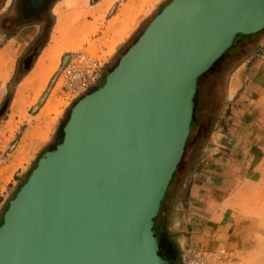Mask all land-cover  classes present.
Returning a JSON list of instances; mask_svg holds the SVG:
<instances>
[{"label": "water", "instance_id": "95a60500", "mask_svg": "<svg viewBox=\"0 0 264 264\" xmlns=\"http://www.w3.org/2000/svg\"><path fill=\"white\" fill-rule=\"evenodd\" d=\"M263 29L264 0L167 4L70 109L62 142L8 203L0 264H166L154 219L184 152L197 81L237 35Z\"/></svg>", "mask_w": 264, "mask_h": 264}, {"label": "rangeland", "instance_id": "374dc122", "mask_svg": "<svg viewBox=\"0 0 264 264\" xmlns=\"http://www.w3.org/2000/svg\"><path fill=\"white\" fill-rule=\"evenodd\" d=\"M171 1L162 0L144 20L129 43L112 60L107 59L110 49L103 50L106 46L104 40L89 42L83 38L84 41L81 39L80 48L75 51H61L57 48L51 58L50 74L36 78L33 68L42 53L48 51L47 47L51 45L50 38L58 15H69L76 10L66 11L65 6L57 8V1H55L48 11L47 20L43 25L34 26L32 23L25 25L19 21L13 28H8L5 21L18 15L16 0H0V53L2 51L9 53V77L5 83L0 84V224L8 203L35 168L37 161L58 143L64 121L70 109L77 102L69 105L60 99V95L57 93L58 88L52 90L53 80L61 68L63 59L77 51H85L94 58L105 62L101 76L103 79L104 73L107 75V72L116 64L117 59L131 46L149 21ZM23 26L26 28H22ZM244 39L245 44H242L240 48H237V44L231 46L229 51L223 54L199 78L197 83L195 103L197 104V99L201 96L203 118L200 132L195 135L197 130L195 104V114L186 146H189V142L194 138L198 144L194 149L195 153L188 158L185 149L180 167L176 172V176L183 178L184 187L179 186L175 189L174 200L172 199L170 207L172 215L169 213L170 217L167 219L163 216V212L165 210L166 216V210L171 201L169 197L174 194L173 181L163 199L156 223L164 217L165 230H157L156 227L154 229L156 236L162 242L166 240L167 235L173 244L174 254L172 256L164 251L162 253L165 259L170 258L171 263L175 258L176 264H181L183 251L190 248L179 246L178 237L173 234V223L179 222L178 226H180V222H182L180 219L188 207L185 203L187 202L189 183L193 181L195 174L206 167L207 148L212 145L211 142L214 138L219 143H217L218 145L224 142L226 146L230 140H232V144L238 142V129H235L237 126L232 125L235 123L232 114L235 105L230 103L229 84L241 64L248 60L251 63L254 60L252 58L264 49L262 46L264 29L259 33L246 36ZM247 69L244 72L245 75ZM27 80L29 85L19 92L21 83ZM17 82H19L18 85ZM262 139L257 150L258 155L250 170L242 174L236 170L234 176L228 177L230 189L227 190L229 198L227 204L239 221V226H247L251 231L248 247L242 252L233 253L237 264H264V137ZM217 147L219 149V146ZM220 155L218 153L215 157ZM186 170L189 171L185 173ZM175 215H180L181 218L178 217L174 221ZM178 226H175V229L179 228ZM176 242L178 246H176Z\"/></svg>", "mask_w": 264, "mask_h": 264}, {"label": "crops", "instance_id": "0c3cea01", "mask_svg": "<svg viewBox=\"0 0 264 264\" xmlns=\"http://www.w3.org/2000/svg\"><path fill=\"white\" fill-rule=\"evenodd\" d=\"M60 2L62 3L58 5ZM161 2L162 0H58L57 8L65 6L66 11H76L62 16L57 13L59 15L50 38L51 45L47 49L54 47L57 50L59 47L61 51L69 52L79 49L83 38L89 42L104 40L106 46L103 50L110 49L107 59L112 60ZM245 37L234 43L237 48L245 44ZM262 46L264 48V40ZM252 59L254 60L251 63L248 60L241 64L229 84L230 103L235 105L232 109L235 123L232 125L237 126L235 129H238V142L232 144L230 140L226 146L224 142L218 145L214 138L212 145L207 148L206 167L195 174L193 181L189 183L185 203L188 207L180 219V226L179 222H174L180 215H175L173 221V234L178 237L180 247L196 249L223 246L228 251L237 253L244 251L249 245L251 231L247 226H239V221L227 204V190L230 189L229 176H234L236 170L242 174L253 166L259 143L264 137V49ZM246 68L248 69L245 75ZM236 75L237 80L232 85ZM236 85L232 92L231 87ZM200 98L201 96L198 97L197 104L195 103V135L200 132L203 118V104ZM197 144L196 138L191 139L189 146H186L187 158L195 153ZM218 153L221 155L215 157ZM189 167L188 165L187 168ZM182 179L181 176L175 175L172 180L175 185L174 194L169 197L171 201L166 216L165 210L163 212L165 219L172 215L170 207L175 189L184 187ZM164 217L155 223L157 230H165ZM175 226L179 228L175 229Z\"/></svg>", "mask_w": 264, "mask_h": 264}, {"label": "built area", "instance_id": "2783aa9c", "mask_svg": "<svg viewBox=\"0 0 264 264\" xmlns=\"http://www.w3.org/2000/svg\"><path fill=\"white\" fill-rule=\"evenodd\" d=\"M105 62L85 51H77L63 60L53 80L60 99L73 104L91 93L99 83ZM181 264H237L234 254L223 246L187 248L181 255Z\"/></svg>", "mask_w": 264, "mask_h": 264}, {"label": "flooded vegetation", "instance_id": "af4514ba", "mask_svg": "<svg viewBox=\"0 0 264 264\" xmlns=\"http://www.w3.org/2000/svg\"><path fill=\"white\" fill-rule=\"evenodd\" d=\"M55 1L58 0H33L32 5L29 6L28 3L25 5L26 0H16L18 15H14L7 19L5 21L6 27L13 28L19 21L20 23H25V25L29 23L34 24V26L43 25L45 20H47L50 7H52ZM22 28H26V26H23Z\"/></svg>", "mask_w": 264, "mask_h": 264}, {"label": "bare ground", "instance_id": "6f19581e", "mask_svg": "<svg viewBox=\"0 0 264 264\" xmlns=\"http://www.w3.org/2000/svg\"><path fill=\"white\" fill-rule=\"evenodd\" d=\"M33 2V0H32ZM28 1L26 0L25 5H27ZM29 6L32 5L31 2L29 1ZM120 21V20H119ZM57 33V32H56ZM55 39H53L54 41ZM61 40V39H60ZM56 41V40H55ZM53 43V42H52ZM55 43V42H54ZM57 43V41H56ZM59 48V47H58ZM3 49V48H2ZM56 53V49H54V47H50V49H48V51H45L37 60L34 71H35V77L39 78L42 76H45L46 74H50L49 70L51 68V58L53 56V54ZM8 52L7 51H2L0 53V84L5 83V81L7 80V78L9 77V56H8ZM54 58V57H53ZM30 80V79H28ZM23 81L20 85L19 88V92L20 90L24 89L26 85H29V81ZM237 80V76H235V78L232 81V85L233 82ZM237 85L235 87H231V91L233 92L234 88H236ZM230 90V89H229ZM20 94V93H19ZM20 153V152H19ZM18 153V154H19ZM17 154V155H18Z\"/></svg>", "mask_w": 264, "mask_h": 264}, {"label": "trees", "instance_id": "16d2710c", "mask_svg": "<svg viewBox=\"0 0 264 264\" xmlns=\"http://www.w3.org/2000/svg\"><path fill=\"white\" fill-rule=\"evenodd\" d=\"M170 3V2H169ZM168 3V4H169ZM160 13V12H159ZM155 17V16H154ZM153 17V18H154ZM152 18V19H153ZM151 19V20H152ZM150 20V21H151ZM150 21H149V23H150ZM148 23V24H149ZM147 24V25H148ZM147 25L145 26V28L147 27ZM144 28V29H145ZM143 29V30H144ZM143 30L140 32V34L138 35V37L141 35V33L143 32ZM137 37V38H138ZM241 37H244V36H241V35H237L235 38H234V41H233V43H232V45L231 46H233L234 45V43L238 40V38H241ZM137 38H136V40H137ZM136 40H134V42L136 41ZM133 42V43H134ZM132 43V44H133ZM131 44V45H132ZM231 48V47H230ZM229 48V49H230ZM128 49V48H127ZM126 49V50H127ZM229 49L227 50V51H229ZM226 51V52H227ZM225 52V53H226ZM224 53V54H225ZM120 58V57H119ZM119 58L117 59V62H118V60H119ZM218 61V60H217ZM216 61V62H217ZM117 62H116V64H117ZM215 62V63H216ZM115 64V65H116ZM115 65L107 72V74L115 67ZM107 75L105 74V76H103L104 78L102 79L101 78V80L99 81V83L97 84V86H96V88L93 90V91H95L96 89H98L99 87H101L103 84H104V79H105V77H106ZM23 77V76H22ZM21 77V78H22ZM20 78V79H21ZM200 78V77H199ZM199 80V79H198ZM19 82H17L16 84H18ZM197 83H198V81H197ZM92 91V92H93ZM196 94V93H195ZM193 103H194V109H193V116H192V121H191V124H190V128H191V125H192V122H193V117H194V114H195V95H194V98H193ZM68 117H69V114L67 115V117H66V119H65V121H64V124H63V126H62V128H61V136H60V139L58 140V143L52 148V150H54L55 149V147L58 145V144H60L61 142H62V138H63V133H62V129H63V127H64V125L66 124V122H67V120H68ZM187 140H188V138H187ZM186 144H187V141H186V143H185V147H184V152H185V149H186ZM52 150H50V151H52ZM184 152H183V155H184ZM183 155H182V158H181V161H182V159H183ZM181 161L179 162V164L177 165V167H176V170H175V172L173 173V175H172V179H171V181H170V183H169V186H170V184H171V182H172V180L174 179V176L176 175V172L178 171V169H179V167H180V164H181ZM36 167V166H35ZM27 180V179H26ZM26 180H25V182H26ZM24 182V183H25ZM23 183V184H24ZM22 184V185H23ZM21 185V186H22ZM169 186H168V188H169ZM18 192V191H17ZM167 192V191H166ZM16 195V194H15ZM165 195H166V193H165ZM15 197V196H14ZM165 197V196H164ZM164 199V198H163ZM162 202H163V200H162ZM162 202H161V205H160V209H161V206H162ZM8 207V206H7ZM160 209H159V211H160ZM7 210V209H6ZM157 217H158V215H157ZM157 217L154 219V226H153V231H154V236L157 238V242H158V256L159 257H161V259H163L165 262H166V264H176V259L174 258L173 259V263H171V261H170V258L168 259H165L164 257L165 256H163L164 254H162L163 253V251L164 252H166V254H168L169 256H172L173 254H174V251H173V249H174V246H173V244L167 239V240H164V242H162V240L158 237V236H156V230H154L155 229V223H156V220H157ZM1 224H2V222H1ZM0 224V225H1ZM173 251V252H172Z\"/></svg>", "mask_w": 264, "mask_h": 264}]
</instances>
